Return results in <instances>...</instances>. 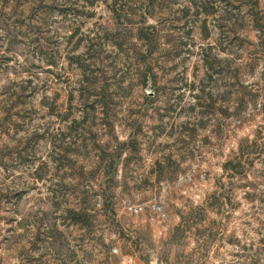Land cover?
<instances>
[{
  "label": "rangeland",
  "instance_id": "1",
  "mask_svg": "<svg viewBox=\"0 0 264 264\" xmlns=\"http://www.w3.org/2000/svg\"><path fill=\"white\" fill-rule=\"evenodd\" d=\"M0 264H264V0H0Z\"/></svg>",
  "mask_w": 264,
  "mask_h": 264
}]
</instances>
